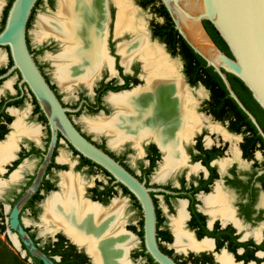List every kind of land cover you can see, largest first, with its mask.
<instances>
[{
  "label": "flooded vegetation",
  "instance_id": "1",
  "mask_svg": "<svg viewBox=\"0 0 264 264\" xmlns=\"http://www.w3.org/2000/svg\"><path fill=\"white\" fill-rule=\"evenodd\" d=\"M13 1L10 0L7 7L3 9V0H0V32L5 27ZM48 2L52 4L53 0H48ZM111 3L118 10L116 16L114 8L110 6ZM161 4H163L162 1ZM127 6L133 12L145 10L151 13L153 16L149 24L151 38L165 46L168 52H164L165 55L167 57V54L170 55L168 59L178 57L183 64V74H181L180 67L169 59L177 66L178 77L182 80L186 90L190 92L191 111L196 124L191 125L189 130H186V127L182 138L180 136L177 139L173 159H171L172 157L168 158V152L162 148L160 141L152 134L140 138L127 137L118 143L119 146L129 143L140 150L145 158L144 163L140 165L141 174H138L129 164L125 163L124 157L116 156L107 149L105 144L94 141L72 119V115L79 113L84 108L96 112L106 111L104 101L108 102L109 96L132 92L144 88L147 84V72L144 69L143 61L139 56H135L129 62H123L120 48L119 50L115 49L114 41L115 38L124 34L135 36L142 32V34L147 35L151 42L147 27L143 25V31L127 30L121 33L122 35L116 34V23L120 10L116 0H107L108 22L105 30V52L110 63L102 64L92 84L89 85L84 81L72 84L73 87L83 84L92 88L97 80L93 100L82 96L75 107L65 104L56 86L38 63L37 53L32 50L28 36L29 47L35 60L63 106L75 109L82 105L78 112L68 113L76 127L88 139L109 152L140 181L145 182L147 187L162 189L159 192H151V195L156 207L158 243L165 254L177 264H224V260L222 261L224 257L230 261L228 264H264L263 136L254 124L256 131L251 129L249 125H242V120L236 117L234 109H231L232 107L225 98L214 95L208 79L205 78L206 84L203 79H199L196 73V65L186 62L178 48L165 41V36L159 34L160 27L165 23L159 2L128 0ZM36 9L35 7L34 13L31 15L32 20ZM1 49L7 50V55L0 51V156L7 154V157L0 163V183H2L0 187V214L3 215L4 202H6L10 192L8 187L21 179L23 170L31 168L29 159L33 157L40 158V162L34 173L27 178L24 186L11 193L13 196L10 203L11 208L35 179L50 143L51 129L36 97L26 83L22 84L20 71L13 68L14 62L9 47L0 46ZM197 86H202L208 92V97L200 103L191 91V88ZM70 88L66 89L69 90ZM109 105L116 112L118 111L110 103ZM257 112V116L251 113L259 124L260 121L264 124V114L260 111ZM257 117H260L261 120L259 121ZM260 126L264 132L262 124ZM258 135L261 136V139L257 138ZM109 137L114 138V136ZM62 140L79 156L74 169L76 171L84 170L86 178H94L92 181H85L75 172H68L73 164L67 159H63L60 163L56 161ZM10 150L13 153L10 152V154ZM81 156L60 134L44 179L37 193L23 208L22 218L26 211L34 217L38 215L40 210L45 215L47 200L62 190L60 186L62 174H72L75 179H79L80 191L76 201L79 209L84 210L93 207L97 210L99 207L103 214H108L112 210L111 206L115 200L123 206L116 223L104 232L103 237H113L119 228L134 237V243L127 247L125 255L127 264H158L147 253L143 237L140 235L143 213L138 200L127 188L117 183L110 174L108 175V172L106 173L98 165L96 167L86 163ZM23 163L26 164L23 165ZM157 166L159 167L156 177L158 182L152 184L150 178ZM100 172L104 174L100 176ZM15 173L18 177L16 176L17 178L14 179ZM119 196L126 197L127 202H130L131 207L136 209L141 216L137 225L132 223L130 217L125 216L128 211L127 202L118 199ZM160 200L163 201L165 207L160 206ZM164 211H167L169 215L173 214L174 217L164 215ZM179 220H182L180 229L176 225ZM41 221L46 227L43 219ZM48 225L51 230L49 233L51 238L45 242L39 239L37 234L29 228V232L35 236L40 248L58 243L62 255L53 257L57 262L62 261L63 264H95L96 254L91 252V246L94 243H91L89 238L80 237L72 232L69 226L59 227L53 223ZM136 235L141 238L140 244ZM179 236L188 239L190 245H177Z\"/></svg>",
  "mask_w": 264,
  "mask_h": 264
},
{
  "label": "bare ground",
  "instance_id": "2",
  "mask_svg": "<svg viewBox=\"0 0 264 264\" xmlns=\"http://www.w3.org/2000/svg\"><path fill=\"white\" fill-rule=\"evenodd\" d=\"M127 1L116 0L120 9L116 23L118 35L127 30H144L136 12L127 8ZM58 5L56 17L40 18L37 38L54 39L62 43L63 51L56 56H49L61 86L70 88L78 81L90 85L97 77L102 64L110 63L105 52L107 0H58ZM120 53L123 62H129L139 56L147 72V84L144 88L132 92L109 96L108 102L118 111L109 118L88 120V125L95 132L114 136L111 139L113 145L127 137L140 138L152 134L168 152V158L174 157L177 139L180 136L182 138L186 127V130H189L195 123L190 92L178 77L177 66L158 45L152 44L145 34L121 46ZM4 155L0 156V163L7 157V154ZM16 173L13 175L14 179ZM61 177V192L53 194L45 204L43 221L46 223V229L50 230L49 223L59 227L69 226L72 232L80 237L89 238L91 243H94L91 252L96 254L95 264H127V247L134 243V237L120 228L115 231L113 237H103L104 232L116 223L123 207L121 203L115 200L108 214H103L99 207L97 210L93 207L81 210L76 202L80 191L79 179L67 173ZM1 185L2 183L0 187ZM182 220L176 222L178 229ZM14 238L15 245L19 247ZM187 244L190 245L188 239L178 237L177 245ZM223 260L224 264L230 263L228 258L224 257Z\"/></svg>",
  "mask_w": 264,
  "mask_h": 264
},
{
  "label": "water",
  "instance_id": "3",
  "mask_svg": "<svg viewBox=\"0 0 264 264\" xmlns=\"http://www.w3.org/2000/svg\"><path fill=\"white\" fill-rule=\"evenodd\" d=\"M38 1L14 0L5 27L0 32V46L9 47L14 62L13 68L20 71L22 84L26 83L36 97L51 129L50 143L35 179L17 199L9 213L10 241L15 248H23L24 254L30 256L31 262L36 258L44 264H58L56 259L49 257L40 248L27 230L25 214L28 211L23 214V218L21 212L39 190L61 134L75 151L108 172L138 200L143 213V241L147 253L158 264H177L161 250L158 243L156 207L151 192H159L162 189L147 187L145 182L140 181L109 152L88 139L76 127L72 119L74 120L75 116H84L87 109L72 115L71 119L68 113L78 112L82 105L75 109L63 106L35 60L28 43L29 36L31 48L34 50L31 26L28 30V23ZM161 1L182 38L207 62L209 67H213L219 74L229 95L247 114L264 138L260 124L239 99L227 76V73H230L239 78L264 110V0ZM46 2L47 0H42L35 14ZM204 21L213 24L228 45L232 56L227 55L216 45ZM11 236L15 237L19 247L15 245Z\"/></svg>",
  "mask_w": 264,
  "mask_h": 264
},
{
  "label": "rangeland",
  "instance_id": "4",
  "mask_svg": "<svg viewBox=\"0 0 264 264\" xmlns=\"http://www.w3.org/2000/svg\"><path fill=\"white\" fill-rule=\"evenodd\" d=\"M10 0H3V9L7 7V5L9 4ZM135 8L137 7L136 4L134 3ZM114 10H115V16L117 15V8L114 7V5L111 3V5ZM59 9V5H58V0H53L52 4L50 2H47L38 10V12L35 14V17L33 19L32 25H31V35H32V42H33V49L34 51H36L37 53V60L38 63L44 68V72L46 73V75L50 78L51 82L56 86L59 94L62 97V100L64 101L65 104L71 106V107H75L82 96H86L88 98H90L91 100L94 99V89L97 86V80L95 81L94 85L92 86L91 89H89L88 86L86 87L83 84H79L78 86H72V88H70L69 90L66 89L65 87L61 86V84H59V81L57 80V78L55 77V67L53 64V61L49 58V56H56L59 53H61L63 51V46L62 43L60 44L58 41L54 40V39H44V40H38L36 33L39 31L40 27H39V20L42 16L45 17H56V14L58 12ZM136 16L142 21L144 27H147L148 30V34L150 36L151 39V43L156 44L158 46H160L165 53H168L165 46L163 44H161L160 42H158L157 40L151 38V31H150V27L149 24L153 18V16L151 15V13L149 11H140L137 10L136 11ZM142 32H139L137 35H141ZM137 35H132V34H124L120 37H117L114 39L115 41V49L119 50V48L121 46H123L124 44H128L131 43L136 37ZM5 55H7V50L2 51ZM168 57L170 56L169 54H167ZM172 62L176 63L177 66H179L180 68V73L183 74V67H182V61L178 58V57H170L169 58ZM121 61V59H120ZM138 62V61H135ZM192 94L193 96L198 100V103H200L201 101L205 100L208 97V92L205 90V88H203L202 86H197L194 88H191ZM104 106L106 108L105 110H101L99 112H95V111H89L87 109L86 113L84 114V116H75L74 122L81 127V129L87 133L90 137H92V139L94 141H96L99 144H105L107 149L114 153L116 156L118 157H124V161L125 163L129 164L130 167H132L138 174H141L140 172V165L142 163H144V156L142 155L141 151L136 149L133 145L129 144V143H124L122 145L119 146V144H112L111 143V137L107 136L106 134L103 133H98L95 132L91 129V127L88 125V120H97V119H104V118H109L112 117L113 114L116 112V110H114L108 102L104 101ZM82 110H86V108L82 109ZM81 110V111H82ZM42 125V124H39ZM41 147L43 148V145H41ZM79 156H77L73 150L66 144V142H62L58 157H57V162L60 163L63 159H67V161H69L70 163H72V167L68 169V172H75L76 175L81 176L85 181H89V180H93V179H89L88 177L86 178V173L84 170H79L76 171L74 169V165L75 163L78 161ZM30 169H25L22 172V176L21 179L10 185L8 188V190H10L8 198L6 200V202H4V206H3V215H2V219L0 220V224H4L6 226V230L4 234H0V257L1 260H3V262L5 264H32L30 258H28V256H26L24 254V250L23 248L17 249L13 246L12 242L10 241V232H9V227H8V216H9V212H10V208H11V201L13 199V196L11 195L12 192H16V190H20L22 188V186H24V184L27 181V178H29L35 171L37 165L40 162V158H30ZM68 162V163H69ZM26 163H23V165ZM67 164V163H64ZM159 170V167L157 166V168L155 169V171L152 173L150 181L152 184L157 183L158 181H156V177H157V172ZM100 176H102L104 173L100 172L99 173ZM54 179V178H52ZM161 198V197H160ZM118 199H120L123 202H127L128 200H126V197H122L119 196ZM130 202H127V207H128V211L125 214L126 217H130L131 221L133 224L137 225L141 216L139 215V213H137L136 209H134L133 207H131V205L129 204ZM160 206L161 207H165V204L163 203L162 200H160ZM43 212L40 210L38 215L36 217H34L33 215H31L29 212H27L25 214V225L30 228L33 232H35L38 236L39 239H41L43 242H45L47 239H50V232L51 230H47L46 227L44 226L43 222L41 221V219H43ZM164 215H169V213H167V211H164ZM170 217H174L173 214L169 215ZM137 228H140L139 226H137ZM14 236H11L12 240H13ZM136 237H138V235H136ZM139 239V244L141 241V238L138 237ZM7 250V252H6ZM9 252L13 253L15 255L16 261H13L9 255ZM20 261V262H19ZM1 264V262H0Z\"/></svg>",
  "mask_w": 264,
  "mask_h": 264
},
{
  "label": "trees",
  "instance_id": "5",
  "mask_svg": "<svg viewBox=\"0 0 264 264\" xmlns=\"http://www.w3.org/2000/svg\"><path fill=\"white\" fill-rule=\"evenodd\" d=\"M13 1V0H12ZM151 1H157L160 3V6L162 8V16L165 18V23L160 27L159 34L165 36V41H167L170 44H173L174 47H177L179 52L181 53L183 59L191 64L196 65V73L199 76V79H203L204 83L206 84L205 78L208 79L207 81L211 85L213 89V93L215 96H219L221 98H225L226 102L229 103V105L232 107L231 109H234L236 113V117L238 119L242 120L243 124L242 125H249L251 129L256 131L255 126L249 119V117L242 111V109L239 108L238 104L234 101L229 96V92L219 76V74L214 70L213 67H208L207 62L201 58L197 53L194 52V50L187 44V42L182 38V36L179 34V32L176 30L174 22L172 21L169 12L165 8L163 4H161V0H150ZM42 2V0H39L37 6ZM34 13V11H33ZM32 20V16L30 17L29 23H28V29L30 28V23ZM204 24L211 35L212 39L216 43V45L224 51L227 55L232 56L231 51L226 44V42L223 40V38L220 36L219 32L215 29L212 23L209 21H204ZM173 55H176V53H173ZM228 79L232 85V88L238 95V97L242 100V102L245 104V106L256 116L258 115L257 111H260L264 114V110L260 107V105L255 101V99L252 96V93L250 90L245 86V84L236 76L233 74L227 73ZM119 89V88H117ZM96 112V111H95ZM258 120L260 121V117H257ZM262 124V127H264V124ZM258 139H261V136H257ZM81 158L86 162L90 163L94 166L97 167V165L87 158H84L81 156ZM107 173V172H106ZM109 175V173H107ZM2 219V215L0 214V220ZM6 230V226L4 224H0V234H4ZM28 231H30L29 228H27ZM140 235L143 237V221L141 222V232ZM31 236L35 239V236L31 233ZM35 242L37 244L38 241L35 239ZM41 249L49 256V257H54L56 255H62V250L59 247L58 243L48 245V247ZM7 252V250H6ZM9 255L13 261H16L15 255L11 252H9ZM1 256V255H0ZM30 258V256H28ZM0 262L1 264H5L3 260H1L0 257ZM20 262V261H19ZM21 264V262H20ZM32 264H44L42 261L33 258L32 259ZM58 264H63V262H58Z\"/></svg>",
  "mask_w": 264,
  "mask_h": 264
}]
</instances>
